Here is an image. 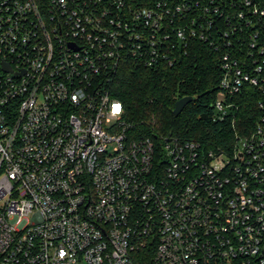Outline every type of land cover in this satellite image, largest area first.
Instances as JSON below:
<instances>
[{"label":"built area","instance_id":"2783aa9c","mask_svg":"<svg viewBox=\"0 0 264 264\" xmlns=\"http://www.w3.org/2000/svg\"><path fill=\"white\" fill-rule=\"evenodd\" d=\"M195 43L233 139L134 133L118 69ZM0 264H264V0H0Z\"/></svg>","mask_w":264,"mask_h":264},{"label":"trees","instance_id":"16d2710c","mask_svg":"<svg viewBox=\"0 0 264 264\" xmlns=\"http://www.w3.org/2000/svg\"><path fill=\"white\" fill-rule=\"evenodd\" d=\"M220 76L219 55L195 43L188 55L173 67L145 68L126 63L118 69L110 91L121 102L124 118L132 125L134 133L153 139L171 135L214 148L233 139L234 135L228 122L213 121L212 104ZM248 93L249 96L241 100L236 123V133L244 136L256 126L261 99L255 90L249 89ZM183 97L193 100L180 115L174 116L175 103Z\"/></svg>","mask_w":264,"mask_h":264},{"label":"water","instance_id":"95a60500","mask_svg":"<svg viewBox=\"0 0 264 264\" xmlns=\"http://www.w3.org/2000/svg\"><path fill=\"white\" fill-rule=\"evenodd\" d=\"M192 100L193 99L191 97H183V98L179 99L175 103V107H174V110H173V115L174 116L180 115V113L183 111L185 106L188 105L189 103H191Z\"/></svg>","mask_w":264,"mask_h":264},{"label":"snow or ice","instance_id":"6c2138e0","mask_svg":"<svg viewBox=\"0 0 264 264\" xmlns=\"http://www.w3.org/2000/svg\"><path fill=\"white\" fill-rule=\"evenodd\" d=\"M115 111H116V112H119V111H120V106H119V105H116V106H115Z\"/></svg>","mask_w":264,"mask_h":264}]
</instances>
